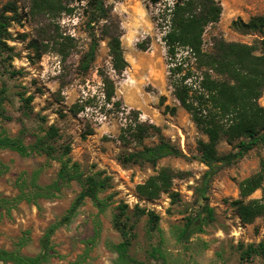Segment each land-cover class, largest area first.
I'll return each mask as SVG.
<instances>
[{"label":"rangeland","instance_id":"1","mask_svg":"<svg viewBox=\"0 0 264 264\" xmlns=\"http://www.w3.org/2000/svg\"><path fill=\"white\" fill-rule=\"evenodd\" d=\"M63 1L72 11L49 19L28 12L29 0H0V11L12 3L18 19L8 28L10 38L1 53L6 60L0 58V87L6 86L5 109L13 118L11 121L0 119V133L15 137L24 124L27 133L23 143L29 145L37 136L44 135L49 125L58 129L51 157L0 149V199L15 200L21 191L30 193L35 185L54 186L63 163L69 171L76 164L77 171L84 176L102 171L101 177L110 178L107 187L97 194L99 203L85 198L69 221L50 234L48 257L43 264H129L113 248L122 241L113 226V217L121 204L128 206L129 215L137 206L159 216V230H149L146 214L135 221L128 253L142 264H161L163 259L167 264H264L261 254L241 259L242 246L264 242V220L257 218L243 224L230 205L231 200L238 198L241 180L253 174L264 159V148L251 149L203 183L207 168L199 160L197 146L206 137L173 96L162 29L153 19L160 6L152 5L149 0H105L112 21L121 30L127 67L121 75L111 72L119 108L101 111L95 107L96 102L101 104L103 100L96 69L110 66L107 39L99 41L92 69L81 76L77 70L78 58L87 47L86 32L90 28L82 3ZM216 1L221 13L218 22L205 30L204 49L211 48L214 37L260 45L259 40L264 39L262 34L240 33L232 27V22L239 19L247 22L253 16L264 14V0ZM56 28L74 36L78 44L76 52L64 64L53 52L38 54L30 45L32 41L45 44L44 39L50 38ZM99 28L100 25L94 26L96 34ZM10 54L12 59L7 61ZM10 71L16 73L10 75ZM19 94L33 96L29 112L22 108ZM90 95L95 96L93 107L73 115L71 105ZM259 103L264 107V91ZM129 121L150 124L157 129H150L140 145L124 146L118 135ZM160 139L169 142L182 155L164 157L154 167L120 163L121 155L141 145L156 144ZM66 147L69 149L65 153ZM230 150L225 142L218 146L221 153ZM164 166L182 173V177L172 182L171 190L177 192V200L172 202L166 194L156 200L139 198L135 185ZM56 186L51 196L31 195L27 200L0 204L1 248L29 256L40 252L47 228L67 213L81 190L76 179L60 181ZM262 196L264 182L250 198ZM204 205L212 208L214 219L204 223L200 231L183 235L187 218L204 215ZM154 248L159 256L152 255Z\"/></svg>","mask_w":264,"mask_h":264},{"label":"trees","instance_id":"2","mask_svg":"<svg viewBox=\"0 0 264 264\" xmlns=\"http://www.w3.org/2000/svg\"><path fill=\"white\" fill-rule=\"evenodd\" d=\"M82 3V10L86 16V23L90 30L86 34L89 39L85 50L81 51L78 58L77 70L80 75L87 74L93 67L99 41L107 39L110 66L103 65L96 69L100 79L103 100L96 102L95 96H84L70 107L73 115L85 109L98 107L99 110H116L119 108L115 100V85L111 72L121 75L127 67L121 47V30L115 24L106 6L105 0H78ZM154 6H160L153 19L162 29V41L165 45L168 58V73L173 96L179 106L191 117L196 128L205 135V140H199L197 151L199 160L207 168L203 174V183L208 182L222 168L232 165L241 159L247 152L255 147L264 148V107L259 103V98L264 91V39L259 40L260 45L242 42L225 41L222 38H213L211 48L204 49V33L207 27L218 22L221 6L216 0H149ZM63 0H29L28 12L58 18L64 12H71ZM11 14V15H9ZM16 6L12 3L0 11V58L3 57L5 41L10 38L8 28L17 18ZM18 21V19H17ZM100 25L99 34L94 26ZM232 27L240 33H260L264 36V14L253 16L249 21L234 20ZM54 34L44 39L45 44L38 45L32 41L30 45L38 53L53 52L59 56L64 64L76 52L77 40L70 34H63L56 28ZM12 59L8 55L7 61ZM14 71L9 74L13 75ZM63 77V76H62ZM194 78V82H192ZM63 79V78H62ZM63 81V80H62ZM22 108L30 111L29 103L33 96L23 97ZM8 101L5 84L0 87V119L11 121L5 109ZM109 107V108H108ZM23 124V123H22ZM155 126L141 122L125 124L118 135V140L124 146L141 144L143 138ZM91 131V130H90ZM27 128L19 130L18 135L10 137L0 133V149L12 150L20 155L32 152L51 157L55 151L53 145L58 135V129L49 125L44 135L37 136L29 145L23 143V136ZM89 134V132H88ZM221 142H225L231 150L225 153L218 151ZM65 148V153L68 151ZM182 155L180 150L169 142L160 139L153 145H141L140 148L128 151L121 155L119 160L122 165L148 164L155 166L157 162L168 156ZM102 171L92 175H81L74 164L72 170L62 164L58 172V182L54 186H34L30 193L21 191L15 200L0 199V204L12 201L27 200L32 196L53 195L60 181L76 179L80 182L81 190L76 195L67 213L57 222L52 223L46 230L41 240L39 253L29 256L18 250H8L0 247V262L10 264H43L48 257V238L58 227L67 223L77 207L85 198L98 202L97 194L104 190L109 181V176L101 177ZM182 177L180 171H175L164 166L149 175L143 182L135 185L136 195L145 200H156L166 194L171 201H176L178 194L173 192L172 182ZM264 182V159H261L257 170L250 176L241 180L238 185V198L230 201L236 216L243 224H250L257 218L264 220V196L250 198ZM99 203V202H98ZM113 217V226L120 233L122 241L113 248L119 257L129 264H142L128 253L131 239L134 237L135 221L141 216H147L149 230H159V216L153 211L134 206L129 215L128 206L121 204ZM204 215L188 217L182 234L201 230V226L214 219L212 208L203 206ZM132 218H134L132 222ZM200 221V222H198ZM242 246V245H240ZM160 255L157 249L152 250V255ZM253 254L264 255V242L248 244L241 248V259H248ZM157 258V257H155ZM161 264H167L163 259Z\"/></svg>","mask_w":264,"mask_h":264}]
</instances>
